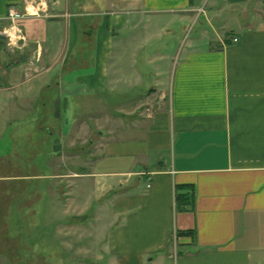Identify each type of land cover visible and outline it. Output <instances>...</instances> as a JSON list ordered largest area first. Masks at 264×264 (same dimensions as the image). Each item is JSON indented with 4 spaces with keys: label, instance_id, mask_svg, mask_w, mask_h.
I'll use <instances>...</instances> for the list:
<instances>
[{
    "label": "crops",
    "instance_id": "1",
    "mask_svg": "<svg viewBox=\"0 0 264 264\" xmlns=\"http://www.w3.org/2000/svg\"><path fill=\"white\" fill-rule=\"evenodd\" d=\"M27 1L0 0V31L16 37L0 35V135L15 117L53 115L60 134L65 119L61 138L101 124L84 175L98 203L86 214L93 263L264 264V0H42L38 16L5 20ZM198 11L200 39L176 62L153 48L169 16ZM178 195L192 208L178 211ZM24 216L12 215L13 233ZM33 248L61 264L54 246Z\"/></svg>",
    "mask_w": 264,
    "mask_h": 264
},
{
    "label": "rangeland",
    "instance_id": "2",
    "mask_svg": "<svg viewBox=\"0 0 264 264\" xmlns=\"http://www.w3.org/2000/svg\"><path fill=\"white\" fill-rule=\"evenodd\" d=\"M72 1L73 8L84 4V7L101 9L100 0ZM91 1L95 5L88 6ZM200 12L187 19L169 16L174 20L170 27L172 32H163L152 43L153 48H158L176 62L190 42L200 39V30L205 24ZM109 102L111 109L119 108L115 105L118 99H110ZM72 108L81 107L75 105ZM61 110L64 111L65 107L61 106ZM63 115L67 117L66 112ZM48 118L50 121L47 122L25 123V117H15L5 124L3 135H0V155L6 153L0 159V255H5L10 264H50L33 248L34 244L44 242L55 247L52 252L60 254L61 264H94L97 239L93 214L83 222L80 220L98 204L93 200L84 175L87 162L98 144L101 124L92 119L90 131L86 132L80 131L82 123L78 122L77 132L61 138L68 132L65 119L62 122L63 134H60V123L54 120L56 117L49 115ZM48 126L57 128L58 134L52 137L44 134V128ZM20 176L25 180H9ZM76 188L78 192H75ZM43 205L46 209L49 206V213L41 219L35 214H39V206L42 209ZM21 206L25 209V216L21 218L25 231L19 235L13 233L11 227L14 224L12 215H16ZM17 222L20 223L19 220ZM48 224L56 226L46 228ZM55 264H59L58 260Z\"/></svg>",
    "mask_w": 264,
    "mask_h": 264
},
{
    "label": "built area",
    "instance_id": "3",
    "mask_svg": "<svg viewBox=\"0 0 264 264\" xmlns=\"http://www.w3.org/2000/svg\"><path fill=\"white\" fill-rule=\"evenodd\" d=\"M42 0H28L27 3L24 5V13H21L20 11L16 10L15 7L10 6L7 9V15L5 20L10 22V24H14L18 19L24 18L26 16H38V13L40 12ZM29 8L32 9V11H29ZM13 26L10 27L12 29ZM0 35H4L9 40L12 38V36L5 34L4 31H0ZM236 42V40H234Z\"/></svg>",
    "mask_w": 264,
    "mask_h": 264
},
{
    "label": "trees",
    "instance_id": "4",
    "mask_svg": "<svg viewBox=\"0 0 264 264\" xmlns=\"http://www.w3.org/2000/svg\"><path fill=\"white\" fill-rule=\"evenodd\" d=\"M176 201H177V210L178 211H185L187 209L189 210L192 208V200L189 197L187 198L185 196H179L178 195ZM88 217H89L88 215H85L84 219L80 220V221L83 222V221L87 220Z\"/></svg>",
    "mask_w": 264,
    "mask_h": 264
},
{
    "label": "clouds",
    "instance_id": "5",
    "mask_svg": "<svg viewBox=\"0 0 264 264\" xmlns=\"http://www.w3.org/2000/svg\"><path fill=\"white\" fill-rule=\"evenodd\" d=\"M29 11L31 12V11H32V9H31V8H29ZM5 34H7V35H10V36H11V33H9L7 29H5ZM12 39H13V42H14V41H15V39H16V37H12Z\"/></svg>",
    "mask_w": 264,
    "mask_h": 264
},
{
    "label": "water",
    "instance_id": "6",
    "mask_svg": "<svg viewBox=\"0 0 264 264\" xmlns=\"http://www.w3.org/2000/svg\"><path fill=\"white\" fill-rule=\"evenodd\" d=\"M0 39H5V37L4 36H0Z\"/></svg>",
    "mask_w": 264,
    "mask_h": 264
}]
</instances>
